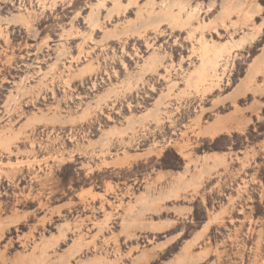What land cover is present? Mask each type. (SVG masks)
I'll return each instance as SVG.
<instances>
[{"label":"rangeland","instance_id":"rangeland-1","mask_svg":"<svg viewBox=\"0 0 264 264\" xmlns=\"http://www.w3.org/2000/svg\"><path fill=\"white\" fill-rule=\"evenodd\" d=\"M0 264H264V0H0Z\"/></svg>","mask_w":264,"mask_h":264}]
</instances>
